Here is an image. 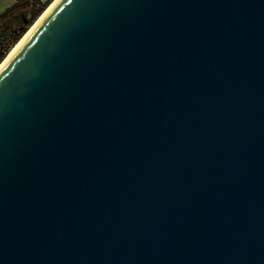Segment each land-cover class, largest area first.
Returning <instances> with one entry per match:
<instances>
[{"label":"water","instance_id":"1","mask_svg":"<svg viewBox=\"0 0 264 264\" xmlns=\"http://www.w3.org/2000/svg\"><path fill=\"white\" fill-rule=\"evenodd\" d=\"M0 264H264V0H60L0 71Z\"/></svg>","mask_w":264,"mask_h":264},{"label":"trees","instance_id":"2","mask_svg":"<svg viewBox=\"0 0 264 264\" xmlns=\"http://www.w3.org/2000/svg\"><path fill=\"white\" fill-rule=\"evenodd\" d=\"M47 8L46 5L41 8H35L31 12H24L18 21H14V24L11 22L9 27L4 28L0 34V64ZM10 12L11 10L0 15V19L7 17Z\"/></svg>","mask_w":264,"mask_h":264},{"label":"rangeland","instance_id":"3","mask_svg":"<svg viewBox=\"0 0 264 264\" xmlns=\"http://www.w3.org/2000/svg\"><path fill=\"white\" fill-rule=\"evenodd\" d=\"M37 7L38 0H0V15L11 10L7 17L0 19V34L4 28L11 25V22L18 21L22 13L31 12Z\"/></svg>","mask_w":264,"mask_h":264},{"label":"bare ground","instance_id":"4","mask_svg":"<svg viewBox=\"0 0 264 264\" xmlns=\"http://www.w3.org/2000/svg\"><path fill=\"white\" fill-rule=\"evenodd\" d=\"M59 1L60 0H53L50 3V6H48V8L38 18V20L34 23V25L28 30V32L22 37V39L15 45V47L10 51V53L8 54V56L0 64V71L8 63V61L16 54V52L21 48V46L25 43V41L33 33V31L38 27V25L42 22V20L49 14V12L58 4Z\"/></svg>","mask_w":264,"mask_h":264},{"label":"built area","instance_id":"5","mask_svg":"<svg viewBox=\"0 0 264 264\" xmlns=\"http://www.w3.org/2000/svg\"><path fill=\"white\" fill-rule=\"evenodd\" d=\"M53 0H38V7L37 8H41L43 6H49L50 3L52 2Z\"/></svg>","mask_w":264,"mask_h":264}]
</instances>
